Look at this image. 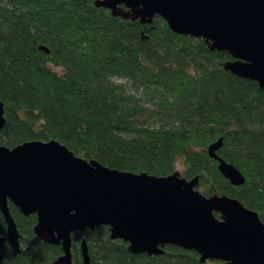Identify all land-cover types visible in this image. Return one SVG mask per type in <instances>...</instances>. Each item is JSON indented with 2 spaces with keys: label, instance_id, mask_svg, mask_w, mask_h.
Returning a JSON list of instances; mask_svg holds the SVG:
<instances>
[{
  "label": "trees",
  "instance_id": "trees-1",
  "mask_svg": "<svg viewBox=\"0 0 264 264\" xmlns=\"http://www.w3.org/2000/svg\"><path fill=\"white\" fill-rule=\"evenodd\" d=\"M230 61L159 16L143 24L114 17L95 0H0L1 144L56 140L88 161L157 177L181 163L182 177H199L203 195L238 199L264 222V89L227 71ZM220 138L219 156L241 171L244 185L231 184L210 157ZM10 210L22 252L5 242L0 264L55 262L62 249L36 236L37 216L12 203ZM72 238L75 261L85 239L92 264H203L177 246L136 255L108 226Z\"/></svg>",
  "mask_w": 264,
  "mask_h": 264
},
{
  "label": "water",
  "instance_id": "water-1",
  "mask_svg": "<svg viewBox=\"0 0 264 264\" xmlns=\"http://www.w3.org/2000/svg\"><path fill=\"white\" fill-rule=\"evenodd\" d=\"M114 17L152 24L159 16L179 35L203 39L210 50L227 52L234 61L225 69L264 89V0H95ZM49 53L45 47H41ZM6 126L0 101V131ZM220 138L208 148L222 175L244 185L241 171L218 154ZM199 177L179 172L167 177L108 168L77 156L52 140L9 148L0 141V210L8 241L18 254L22 235L12 216V203L24 216L36 215V236L61 246L54 264H73V235L110 228L136 255H162L166 246L195 251L200 261L264 264V222L238 199L199 190ZM220 215V218L216 216ZM82 264H92L87 241L81 243Z\"/></svg>",
  "mask_w": 264,
  "mask_h": 264
},
{
  "label": "flooded vegetation",
  "instance_id": "flooded-vegetation-1",
  "mask_svg": "<svg viewBox=\"0 0 264 264\" xmlns=\"http://www.w3.org/2000/svg\"><path fill=\"white\" fill-rule=\"evenodd\" d=\"M81 233H83V232H81ZM1 238H6V237H1ZM7 242V241H6ZM10 244V243H9ZM56 246V245H55ZM10 247H11V245H10ZM58 247H60L61 249H62V254L57 258V260L60 258V257H62V256H64L65 255V253H64V251H63V248L61 247V246H58ZM12 248V247H11ZM1 249H2V247H1ZM13 249V248H12ZM72 249H73V241H72ZM71 249V252H72V259H73V264H82L83 263V255H82V252H81V248H80V256L78 257L79 259L77 260V261H75V258H74V254H73V250ZM14 250V249H13ZM1 254H2V252H1ZM89 254H90V252H89ZM3 255V254H2ZM90 257H91V255H90ZM56 260V261H57ZM55 261V262H56ZM55 262H53L52 264H54ZM91 262H92V260H91Z\"/></svg>",
  "mask_w": 264,
  "mask_h": 264
},
{
  "label": "rangeland",
  "instance_id": "rangeland-1",
  "mask_svg": "<svg viewBox=\"0 0 264 264\" xmlns=\"http://www.w3.org/2000/svg\"><path fill=\"white\" fill-rule=\"evenodd\" d=\"M177 169H178L177 171L182 175L183 167L181 163L178 164Z\"/></svg>",
  "mask_w": 264,
  "mask_h": 264
}]
</instances>
